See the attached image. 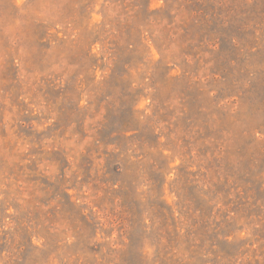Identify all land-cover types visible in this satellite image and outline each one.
<instances>
[{
    "label": "rangeland",
    "instance_id": "rangeland-1",
    "mask_svg": "<svg viewBox=\"0 0 264 264\" xmlns=\"http://www.w3.org/2000/svg\"><path fill=\"white\" fill-rule=\"evenodd\" d=\"M0 264H264V0H0Z\"/></svg>",
    "mask_w": 264,
    "mask_h": 264
}]
</instances>
